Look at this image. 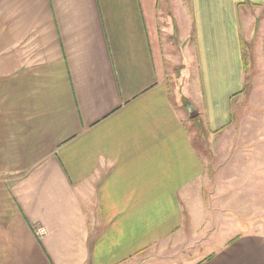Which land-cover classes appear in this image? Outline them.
I'll return each mask as SVG.
<instances>
[{
	"label": "crops",
	"instance_id": "crops-1",
	"mask_svg": "<svg viewBox=\"0 0 264 264\" xmlns=\"http://www.w3.org/2000/svg\"><path fill=\"white\" fill-rule=\"evenodd\" d=\"M0 264H264V0H0Z\"/></svg>",
	"mask_w": 264,
	"mask_h": 264
},
{
	"label": "rangeland",
	"instance_id": "rangeland-1",
	"mask_svg": "<svg viewBox=\"0 0 264 264\" xmlns=\"http://www.w3.org/2000/svg\"><path fill=\"white\" fill-rule=\"evenodd\" d=\"M252 54V53H251ZM258 55V53H256ZM247 56V57H246ZM245 61H247V66H248V71H249V76H248V80L250 79V81L253 79L255 80H259V79H262V73H263V68L261 66V63H260V59L259 57H257L255 55V52H254V56H250L249 52L246 53L245 55ZM262 76V77H261ZM261 86V84L259 83V87ZM198 122V121H197ZM194 124H197L196 122H194ZM198 126V125H197ZM195 128V127H194ZM196 129V128H195ZM198 132V130H196V133ZM191 141L194 145L195 148H198V149H201L203 148L200 144H199V141H198V137H197V134L194 135L193 132H191ZM206 224L207 226H210V228L213 227V218L211 217V215H207L206 217ZM212 232V231H210ZM39 234V233H38ZM207 234V232H206ZM189 236L192 237V233L190 232L189 233ZM195 236H201L200 234H197L195 233ZM200 238V237H199ZM195 248V249H194ZM210 249H213L212 247H208ZM197 249V246L195 247H191V249L189 250V254L191 255L192 253L195 252V250ZM209 249L206 248V252H208Z\"/></svg>",
	"mask_w": 264,
	"mask_h": 264
},
{
	"label": "built area",
	"instance_id": "built-area-1",
	"mask_svg": "<svg viewBox=\"0 0 264 264\" xmlns=\"http://www.w3.org/2000/svg\"><path fill=\"white\" fill-rule=\"evenodd\" d=\"M38 233H42V231H39V230H38Z\"/></svg>",
	"mask_w": 264,
	"mask_h": 264
}]
</instances>
